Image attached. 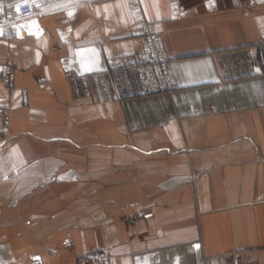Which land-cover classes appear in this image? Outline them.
Masks as SVG:
<instances>
[{
	"label": "crops",
	"instance_id": "obj_1",
	"mask_svg": "<svg viewBox=\"0 0 264 264\" xmlns=\"http://www.w3.org/2000/svg\"><path fill=\"white\" fill-rule=\"evenodd\" d=\"M137 2L168 92L142 94L132 69H107L141 48L129 0H66L38 13L39 35L0 38L14 71L12 89L0 82V203L9 186L17 200L0 214L35 219L0 229L8 264H79L92 250L106 264L233 250L264 264V0ZM51 169L80 177L32 190Z\"/></svg>",
	"mask_w": 264,
	"mask_h": 264
},
{
	"label": "built area",
	"instance_id": "obj_2",
	"mask_svg": "<svg viewBox=\"0 0 264 264\" xmlns=\"http://www.w3.org/2000/svg\"><path fill=\"white\" fill-rule=\"evenodd\" d=\"M50 0H14L0 5V37L11 39L15 36L14 27L23 28L22 19L30 14H36L41 6ZM30 2V3H29ZM135 8L134 22L143 36L142 50L129 57L121 58L110 62L111 68L135 67L138 70V77L142 92H156L159 90L171 89L168 66L165 62L162 47L158 36L153 32L151 24L145 22L137 0H133ZM15 7V9H13ZM21 21V22H20ZM1 75L4 82L12 78L10 69L6 65L1 67ZM97 262H104L108 256L105 252L89 255ZM205 264H212L206 261ZM216 264H247L241 262L237 257L218 258Z\"/></svg>",
	"mask_w": 264,
	"mask_h": 264
},
{
	"label": "rangeland",
	"instance_id": "obj_3",
	"mask_svg": "<svg viewBox=\"0 0 264 264\" xmlns=\"http://www.w3.org/2000/svg\"><path fill=\"white\" fill-rule=\"evenodd\" d=\"M11 1H14V0H0V5L9 3ZM64 1H66V0H63L62 2H64ZM129 1H130L131 6H132V9H133V13H134L133 19H134V16H135V13L136 12H135V8L133 6V0H129ZM37 12H39V11H37ZM133 22H134V20H133ZM145 22H147V21H145ZM147 23L151 24L152 30L158 36V39H159V42H160V45H161L160 36H159L158 32H156L154 30L152 23H150V22H147ZM134 27H135V30L139 33V35L141 37V48H140V50L137 51V52H135V53H132V54H128V55H125V56H120V57H116V58L109 59L108 62H107V69L108 70H114V69H121V70L132 69L134 71V73H135V77H136V81H137V84H138L139 91L142 94H152V93H159V92H168V91H170L172 89V82H171V80H170V82H171V89H169V90H166V91L159 90V91H156V92H142V90H141L142 87H141V84H140V81H139V77H138V70L135 69V67L111 68L109 66L111 61H116V60H119L121 58L133 56V55L139 53L142 50V47H143V36H142V33L138 30L135 22H134ZM2 39H4V38H2ZM17 40H20V39H17ZM263 41H264V38H263ZM161 47H162V45H161ZM162 51H163V49H162ZM163 55H164V52H163ZM164 58H165V62L167 64L168 70H169L168 61H167V58H166L165 55H164ZM2 65H6L10 69V71H11L12 78L8 82H4L3 81V77L1 75V67H2ZM169 76H170V70H169ZM13 81H14V71H13L12 66L8 62L0 63V82L3 83L7 87L8 90H10V89L13 88ZM20 95H21L20 97H21L22 103L24 105H26L27 104V101H28L27 91L25 89L21 90V94ZM4 123H6V118L5 117H4ZM16 175H17V171L16 170H12V171H10L8 173L7 177L9 179H13V178L16 177ZM79 177L80 176H79L78 173H76V172H74V171H72L70 169H68V170L51 169L47 173H45V175H43L41 177V179L39 180V182L37 183V185H35V186L32 187V190H37V189H48L49 190L50 188L53 187L50 184H56L58 186V183H66V182H70V181H75V180L79 179ZM56 189H57V192H59V193H60V191L64 190L63 187L62 188L57 187ZM14 190H15V187L14 186H9V194L10 195L7 196V199L3 203H0V211H1V208L2 207H6L8 209H14V207L17 204V200L14 199V198H12V195H11L12 191H14ZM32 190H30L29 193L27 192L23 199H26L29 196H32L33 193H35ZM49 191L52 192L51 190H49ZM59 193H57V195ZM47 195H49V194H47ZM31 213H32V209H30L29 211H27L24 214V217H19V218L16 217L15 211H9V218H2V216L0 214V229H28V228L29 229H33L31 226L35 225L34 224L35 219L30 215ZM46 219H47V222H49V221L51 222V220H53V218L45 217V218L39 219V221L40 220H46ZM69 246H70V243L68 241H66V240L62 241L61 247L67 248ZM2 247H3V242L0 241V264H8L6 262V260H5L7 258V253H6V251L4 249H2ZM102 252H105L107 254V256H108L107 260L104 261V262H97L94 259H92L91 257H89V255H93L95 253H102ZM242 255H243V252L242 251H240V250H233V251H229V252H226V253H220V254H217V255H214V256H211V257H206V258L203 259L202 264H205L206 261H210L212 264H216L218 258L228 259V258H232V257H237V259L239 261H241V262L244 261L247 264H251ZM109 258H110V254L106 250H92V251H87V252L82 253L75 261H76V263H79V264H106L109 261ZM29 264H40V262H39L38 259L33 258L29 262Z\"/></svg>",
	"mask_w": 264,
	"mask_h": 264
},
{
	"label": "bare ground",
	"instance_id": "obj_4",
	"mask_svg": "<svg viewBox=\"0 0 264 264\" xmlns=\"http://www.w3.org/2000/svg\"><path fill=\"white\" fill-rule=\"evenodd\" d=\"M26 1H30V0H26ZM62 1L63 0H50V1H48L47 4H44L41 6L42 8H40L39 12L47 9L48 7H50L54 4L60 3ZM13 9H15V7H13ZM39 12H37L36 14H34V13L30 14L27 17H25L24 19H22V22L21 21L20 22L22 23L23 28L20 29L17 26L14 27L15 36L9 40L23 39L24 37H27V36H36V35H39L40 33H42L41 28L37 23V20H38L37 16H38ZM6 40H8V38H6Z\"/></svg>",
	"mask_w": 264,
	"mask_h": 264
}]
</instances>
